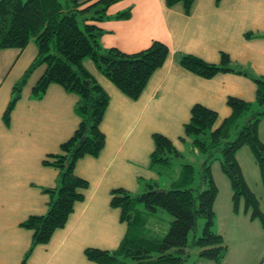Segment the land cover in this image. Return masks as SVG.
Instances as JSON below:
<instances>
[{
	"label": "crops",
	"instance_id": "1",
	"mask_svg": "<svg viewBox=\"0 0 264 264\" xmlns=\"http://www.w3.org/2000/svg\"><path fill=\"white\" fill-rule=\"evenodd\" d=\"M125 9H130L129 19L98 23L103 31L101 46L132 54L159 41L168 47L169 55L137 100L124 96L90 60L83 61L86 71L108 95L100 124L105 146L98 157L77 161L75 175L88 182L84 199L74 204L65 226L55 231L47 244L33 249L26 264H95L85 258V249L115 250L126 233V224L120 221V211L109 205L111 191L121 188L134 194L141 190L139 179L157 180L148 168L152 134L164 135L180 152L181 144H190L179 138L193 105L215 111L217 127L230 115L228 97L247 102L255 99L256 86L250 79L233 73L204 79L184 70L177 59L191 54L217 64L220 54L226 53L233 63L264 75V37H245L247 33L264 34V0H193L188 14L182 4L167 7L165 0H120L107 14ZM36 54L33 42L21 50H0V264H19L27 251L32 234L19 224L46 212L48 196L42 189L53 188L57 181V170L41 161L59 151L79 122L74 112L78 97L59 85L50 84L40 99L31 97L44 65L28 78L9 124L2 121L14 83ZM258 135L263 141L264 120L259 123ZM226 215L229 224L239 220V215L229 211ZM260 264H264V256Z\"/></svg>",
	"mask_w": 264,
	"mask_h": 264
},
{
	"label": "trees",
	"instance_id": "2",
	"mask_svg": "<svg viewBox=\"0 0 264 264\" xmlns=\"http://www.w3.org/2000/svg\"><path fill=\"white\" fill-rule=\"evenodd\" d=\"M120 0H0V50L23 49L33 42L37 54L23 75L11 89V97L2 114L9 124L10 114L20 99L22 90L32 72L44 65L45 70L31 91V97L40 99L50 84L59 85L66 93L75 94L78 101L74 112L79 118L72 135L59 145V151L46 155L41 164L57 170L53 188H44L48 196L46 212L31 215L19 226L31 232V242L19 264H26L33 249L49 242L53 233L62 229L72 213L74 204L84 199L88 182L75 175L77 161L82 157H98L105 146L100 124L108 105V95L83 66L90 60L96 69L124 96L137 100L152 74L163 66L168 47L153 41L149 47L127 54L116 48L100 44L103 31L98 23L108 19L127 20L130 9L108 15V8ZM193 0H165L167 7L182 4L186 14ZM264 34L247 33V39ZM177 62L184 70L204 79L219 73H233L250 79L256 86L255 99L247 102L228 97L230 115L215 127L217 114L202 105L190 109V118L183 125L181 142L190 141L193 149L205 159L199 164L200 182L194 185L192 164L181 165L176 179L159 189L162 170L182 155L171 140L160 133L152 134L153 150L149 155V170L157 180H141V190L130 193L118 188L111 191L110 207L120 211V221L126 224V233L118 247L112 251L95 248L84 250L85 258L95 264H183L187 257L188 235L193 233L191 246L199 249V256L221 264L227 246L223 237L213 230L214 201L218 188L212 178L210 164L218 159L223 174L232 189V211L239 212L243 200V213L249 219L259 220L264 228V214L259 201L248 186L236 154L247 147L258 168L264 189V143L258 135L259 123L264 120V75H255L249 68L231 61L226 53L220 54L219 63L182 54ZM165 212L172 220L164 233L150 225V217ZM204 224L197 236L198 220Z\"/></svg>",
	"mask_w": 264,
	"mask_h": 264
},
{
	"label": "rangeland",
	"instance_id": "3",
	"mask_svg": "<svg viewBox=\"0 0 264 264\" xmlns=\"http://www.w3.org/2000/svg\"><path fill=\"white\" fill-rule=\"evenodd\" d=\"M264 141V139H262ZM262 141V142H263ZM181 157L172 161L171 165L162 170L159 177V189L168 186L170 181L176 179L180 174L181 165L184 163L192 164L195 170L194 185L200 182L198 173L199 164L205 159L197 150L193 149L190 144L184 143L180 146ZM240 168L245 176L247 184L259 201V207L264 214V189L260 182L258 168L247 147L241 148L237 154ZM212 178L217 185L218 193L214 201V211L219 215L215 218L213 230L218 231L223 237L224 244L227 246L226 255L222 264H260L264 256V231L262 232L259 220L249 221V213L243 216V200H239L238 222L227 223L226 213H234L232 211V189L228 178L223 174L220 168V162L215 159L210 164ZM230 192V194H229ZM230 198V199H229ZM232 211V212H231ZM216 216V214H215ZM218 219V220H217ZM172 218L165 212H158L155 216L150 217V225L153 228L159 227L164 233L167 231L168 225ZM203 220H198L197 236L203 227ZM264 229V228H263ZM194 234L188 235V254L183 264H214L212 261L199 256V249L191 246Z\"/></svg>",
	"mask_w": 264,
	"mask_h": 264
},
{
	"label": "water",
	"instance_id": "4",
	"mask_svg": "<svg viewBox=\"0 0 264 264\" xmlns=\"http://www.w3.org/2000/svg\"><path fill=\"white\" fill-rule=\"evenodd\" d=\"M152 192H156V193H164L165 190H164V189H154Z\"/></svg>",
	"mask_w": 264,
	"mask_h": 264
}]
</instances>
